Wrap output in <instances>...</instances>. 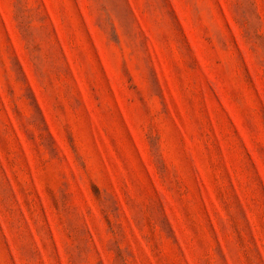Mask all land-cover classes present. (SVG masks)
<instances>
[{"label": "rangeland", "instance_id": "1", "mask_svg": "<svg viewBox=\"0 0 264 264\" xmlns=\"http://www.w3.org/2000/svg\"><path fill=\"white\" fill-rule=\"evenodd\" d=\"M0 264H264V0H0Z\"/></svg>", "mask_w": 264, "mask_h": 264}]
</instances>
